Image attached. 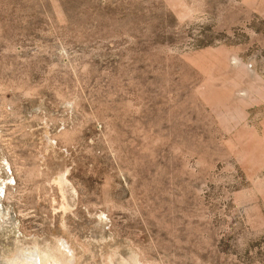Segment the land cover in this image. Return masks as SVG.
I'll return each mask as SVG.
<instances>
[{"label":"rangeland","instance_id":"374dc122","mask_svg":"<svg viewBox=\"0 0 264 264\" xmlns=\"http://www.w3.org/2000/svg\"><path fill=\"white\" fill-rule=\"evenodd\" d=\"M46 248L264 264V0H0V264Z\"/></svg>","mask_w":264,"mask_h":264},{"label":"bare ground","instance_id":"6f19581e","mask_svg":"<svg viewBox=\"0 0 264 264\" xmlns=\"http://www.w3.org/2000/svg\"><path fill=\"white\" fill-rule=\"evenodd\" d=\"M67 244V243H66ZM67 247V245H63ZM67 249V248H66ZM37 250V249H36ZM74 258L68 256L62 258L52 252L49 248H46L42 252H29L28 254L22 252L16 255L13 264H74ZM8 264V263H7Z\"/></svg>","mask_w":264,"mask_h":264}]
</instances>
